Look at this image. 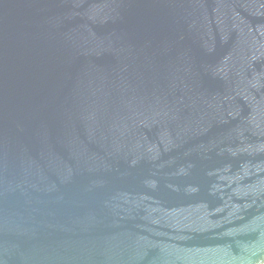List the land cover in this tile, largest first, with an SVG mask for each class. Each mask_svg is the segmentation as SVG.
<instances>
[{
  "label": "water",
  "instance_id": "1",
  "mask_svg": "<svg viewBox=\"0 0 264 264\" xmlns=\"http://www.w3.org/2000/svg\"><path fill=\"white\" fill-rule=\"evenodd\" d=\"M0 264H264V0H0Z\"/></svg>",
  "mask_w": 264,
  "mask_h": 264
}]
</instances>
